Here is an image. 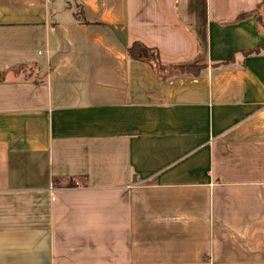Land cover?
<instances>
[{
  "label": "crops",
  "instance_id": "crops-1",
  "mask_svg": "<svg viewBox=\"0 0 264 264\" xmlns=\"http://www.w3.org/2000/svg\"><path fill=\"white\" fill-rule=\"evenodd\" d=\"M262 2L0 0V264H264Z\"/></svg>",
  "mask_w": 264,
  "mask_h": 264
},
{
  "label": "trees",
  "instance_id": "trees-1",
  "mask_svg": "<svg viewBox=\"0 0 264 264\" xmlns=\"http://www.w3.org/2000/svg\"><path fill=\"white\" fill-rule=\"evenodd\" d=\"M262 7V11L258 16L259 21L264 25V11H263V2L260 4ZM128 56L134 60L143 61L150 64L157 73L163 75L162 77H166V75L170 74H188V75H198L201 70L205 67V64H200L197 62H186L180 64H170L165 65L161 62L160 55L157 49L150 48L143 44L142 42H134L127 49ZM234 57L224 60L219 63V65L228 64L233 60Z\"/></svg>",
  "mask_w": 264,
  "mask_h": 264
},
{
  "label": "built area",
  "instance_id": "built-area-1",
  "mask_svg": "<svg viewBox=\"0 0 264 264\" xmlns=\"http://www.w3.org/2000/svg\"><path fill=\"white\" fill-rule=\"evenodd\" d=\"M76 185H81V181L80 180H77L76 181Z\"/></svg>",
  "mask_w": 264,
  "mask_h": 264
},
{
  "label": "water",
  "instance_id": "water-1",
  "mask_svg": "<svg viewBox=\"0 0 264 264\" xmlns=\"http://www.w3.org/2000/svg\"><path fill=\"white\" fill-rule=\"evenodd\" d=\"M263 11H264V0H263Z\"/></svg>",
  "mask_w": 264,
  "mask_h": 264
},
{
  "label": "rangeland",
  "instance_id": "rangeland-1",
  "mask_svg": "<svg viewBox=\"0 0 264 264\" xmlns=\"http://www.w3.org/2000/svg\"><path fill=\"white\" fill-rule=\"evenodd\" d=\"M261 11H262V7H261Z\"/></svg>",
  "mask_w": 264,
  "mask_h": 264
}]
</instances>
